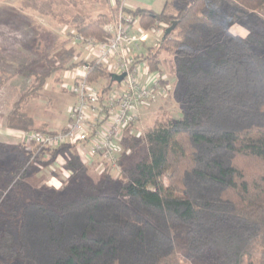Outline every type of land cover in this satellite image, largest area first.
Here are the masks:
<instances>
[{
	"label": "trees",
	"instance_id": "trees-1",
	"mask_svg": "<svg viewBox=\"0 0 264 264\" xmlns=\"http://www.w3.org/2000/svg\"><path fill=\"white\" fill-rule=\"evenodd\" d=\"M234 1L264 10V0ZM53 3L23 0L22 7L53 15ZM222 4L165 0L160 12L123 7L142 30L165 25L160 48L178 60L183 116L157 121L145 131V154L123 170L125 179L118 184L107 171L98 182L82 179L86 166L73 146L50 150L76 174L75 194L26 204L18 237L0 225L4 261L264 264V57L248 39L228 31L219 15ZM85 19L77 15L70 23L78 36L107 38L106 20ZM65 44L24 71L35 72L36 88L55 72L77 66L74 47ZM145 56L138 55L151 72L160 71L157 55ZM100 77L110 79L107 68L92 63L88 81ZM34 125L39 126L19 105L7 116L6 127L14 131L51 132ZM139 144L126 132L119 161ZM22 167H0L1 180H12Z\"/></svg>",
	"mask_w": 264,
	"mask_h": 264
},
{
	"label": "rangeland",
	"instance_id": "rangeland-1",
	"mask_svg": "<svg viewBox=\"0 0 264 264\" xmlns=\"http://www.w3.org/2000/svg\"><path fill=\"white\" fill-rule=\"evenodd\" d=\"M38 1L43 3L49 0ZM52 1L54 3L51 10L54 14L43 15L31 8H23V0H0V167L14 170L23 166L22 171L17 172L16 177L10 181L8 179L3 181L0 177V225L2 228L5 225L15 237H18L26 204L36 201L49 202L58 195L73 196L77 182L76 174L65 168L61 156L52 158V151L47 149L39 151L37 146L20 136L21 132L26 131H14L5 127L12 132L8 136L3 135L7 116L17 105L21 113L39 124L33 128L58 132L67 126L69 108L76 100L67 87V84L73 81L71 70L55 72L40 88H36L38 83L35 72L27 75L24 71L44 54L52 53L63 43L68 47H74L73 62L92 61L94 57L87 45L71 29L70 23L73 18L83 15L87 18L85 22L103 19L106 20L103 24L105 27L107 23L117 20L121 13L128 14L123 11L122 4H112V0ZM145 1L127 0L129 6L130 4L139 7L150 6L152 10L158 12L165 0H150L148 3ZM222 3L219 15L228 31L248 39L255 52L264 57V10H248L234 0H222ZM136 20L133 33L137 35L138 30L142 28L138 18ZM142 31L148 37L139 44L135 53L144 57L157 55L160 71L152 73L161 77V81L164 82L161 85L165 90L156 92L154 98L147 101L140 110L141 118L137 126L141 133L139 146L130 152L126 150L129 156L118 162L119 167L107 164L103 160L89 164L82 162L86 167L80 175L87 181L98 182L103 178L104 171L110 174L116 184L124 181L123 170L145 154V131L157 121H164L170 116L178 119L183 116L186 98L178 60L171 51L160 48L165 25L156 24L151 29ZM145 61L148 65V61ZM116 80L121 82L123 78ZM110 81L111 77L110 79L100 77L97 85L104 89H114L116 84L115 82L111 84ZM36 153L37 158L34 157ZM48 159H52V162ZM123 200L126 201L127 198ZM188 263L186 261V264ZM0 264H18V260L11 259L7 262L0 257Z\"/></svg>",
	"mask_w": 264,
	"mask_h": 264
},
{
	"label": "built area",
	"instance_id": "built-area-1",
	"mask_svg": "<svg viewBox=\"0 0 264 264\" xmlns=\"http://www.w3.org/2000/svg\"><path fill=\"white\" fill-rule=\"evenodd\" d=\"M136 21L132 14L121 13L117 20L105 25V40L78 36L94 59L79 62L71 69L73 81L67 87L76 100L69 108L67 126L58 132H21L22 138L39 151L68 145L75 147L84 164L103 160L119 167L124 134L140 138L137 126L141 108L156 92L165 90L161 77L149 71L147 62L135 53L148 37L142 30L137 35L133 33ZM92 63L107 68L110 83L116 84L114 89L88 81ZM117 75H124L121 82H117Z\"/></svg>",
	"mask_w": 264,
	"mask_h": 264
},
{
	"label": "crops",
	"instance_id": "crops-1",
	"mask_svg": "<svg viewBox=\"0 0 264 264\" xmlns=\"http://www.w3.org/2000/svg\"><path fill=\"white\" fill-rule=\"evenodd\" d=\"M132 1H137V0H132ZM143 1H145V0H143ZM150 2V0H146L145 2L146 3H148V2ZM116 2H119L120 4H122L124 7H126V8H130V9H134V8H137V7H139V6H134V4H130V6H129V2H127V0H112V4H114V3H116ZM164 3H165V1H164ZM164 3H163V6H164ZM150 4V3H149ZM142 7H145V8H149V9H152V8H150V6H142ZM163 8V7H162ZM162 10V9H161ZM160 10V11H161ZM154 11H156V10H154ZM156 12H158V11H156ZM136 24V23H135ZM135 24H134V26L133 27H136L135 26ZM138 25V24H137ZM142 29H139L138 31L140 32ZM139 32H137V34H139ZM1 126H3V124L1 123ZM64 126H66V123L64 124ZM6 126H4V133H3V135H7L8 136V134H11L10 132H12V130H8L7 128H5ZM3 130V129H2Z\"/></svg>",
	"mask_w": 264,
	"mask_h": 264
},
{
	"label": "water",
	"instance_id": "water-1",
	"mask_svg": "<svg viewBox=\"0 0 264 264\" xmlns=\"http://www.w3.org/2000/svg\"><path fill=\"white\" fill-rule=\"evenodd\" d=\"M172 28H173V27L169 28V29L167 30L166 34L169 33V32L172 30ZM123 77H124V75H117V76H115V78L118 79V80H122Z\"/></svg>",
	"mask_w": 264,
	"mask_h": 264
}]
</instances>
